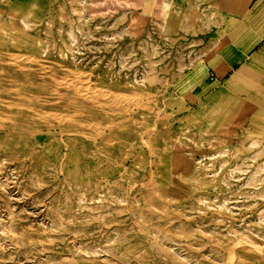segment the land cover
Returning <instances> with one entry per match:
<instances>
[{
    "label": "rangeland",
    "instance_id": "rangeland-1",
    "mask_svg": "<svg viewBox=\"0 0 264 264\" xmlns=\"http://www.w3.org/2000/svg\"><path fill=\"white\" fill-rule=\"evenodd\" d=\"M173 18L0 0V264H264V127L175 113Z\"/></svg>",
    "mask_w": 264,
    "mask_h": 264
},
{
    "label": "crops",
    "instance_id": "crops-1",
    "mask_svg": "<svg viewBox=\"0 0 264 264\" xmlns=\"http://www.w3.org/2000/svg\"><path fill=\"white\" fill-rule=\"evenodd\" d=\"M193 60L175 79V113L227 131L264 127V0H165Z\"/></svg>",
    "mask_w": 264,
    "mask_h": 264
},
{
    "label": "bare ground",
    "instance_id": "bare-ground-1",
    "mask_svg": "<svg viewBox=\"0 0 264 264\" xmlns=\"http://www.w3.org/2000/svg\"><path fill=\"white\" fill-rule=\"evenodd\" d=\"M27 60V59H26ZM20 66H21V64H20ZM16 69V68H15ZM17 76V75H16ZM61 80V79H60ZM64 80V79H63ZM74 81V80H73ZM82 81V80H81ZM58 82V81H57ZM64 82V81H63ZM67 82V81H66ZM55 83V82H54ZM122 84V83H121ZM124 84V83H123ZM61 86V85H60ZM63 86V85H62ZM72 86H74V85H72ZM76 86V85H75ZM83 86V85H82ZM68 87V86H67ZM85 87V86H84ZM63 88H65V86L63 87ZM81 88V87H80ZM67 89V88H66ZM75 89V88H74ZM87 89V88H86ZM78 91V90H77ZM82 91V90H81ZM84 91V90H83ZM88 91V90H87ZM86 91V92H87ZM110 93V92H109ZM78 94V93H77ZM76 94V95H77ZM81 94V93H80ZM79 94V95H80ZM92 94H93V92H92ZM78 95V96H79ZM81 96V95H80ZM83 96V95H82ZM91 97V96H90ZM95 97V96H94ZM84 98H86V97H84ZM102 98H104V95H103V97ZM111 100V99H110ZM120 101V100H119ZM130 101V100H129ZM116 103V102H115ZM117 104V103H116ZM14 106V105H13ZM117 106V105H116ZM137 106V105H136ZM33 112V111H32ZM14 118V117H13ZM35 119H36V117H35ZM68 119V118H67ZM59 121V120H58ZM152 121V120H151ZM138 122V121H137ZM10 123V122H9ZM13 124V123H12ZM45 125V124H44ZM47 125V124H46ZM91 125V124H90ZM49 126V125H48ZM106 127V126H105ZM46 128V127H45ZM19 131H21V130H19ZM22 132V131H21ZM142 142V141H141ZM184 146V145H183ZM152 156V155H151ZM68 157V156H67ZM187 169V168H186ZM180 174V173H179ZM187 176V175H186ZM171 187V186H170ZM58 191V190H57ZM199 194V193H198ZM76 198H78V197H76ZM48 199V198H47ZM9 222V221H8ZM246 262V261H245Z\"/></svg>",
    "mask_w": 264,
    "mask_h": 264
}]
</instances>
